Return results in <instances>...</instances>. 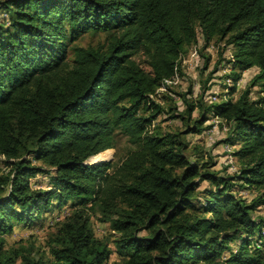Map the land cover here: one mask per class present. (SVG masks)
Returning a JSON list of instances; mask_svg holds the SVG:
<instances>
[{
    "label": "trees",
    "instance_id": "1",
    "mask_svg": "<svg viewBox=\"0 0 264 264\" xmlns=\"http://www.w3.org/2000/svg\"><path fill=\"white\" fill-rule=\"evenodd\" d=\"M0 14V264H46L5 236L67 202L72 211L49 239L56 264H106L111 250L91 224L96 207L119 234L115 264H264V218L254 215L264 206V96L249 99L253 86L264 92V0H0ZM198 28L203 46L233 47L231 91L241 71H258L235 101L205 102L208 87L192 100L181 93L184 112L170 118L185 128L162 132L153 122L175 109L156 90L183 75ZM88 31L108 33L106 44L71 46L68 61L69 42ZM210 117L229 123L219 143L238 145L233 175L186 155L185 135ZM116 130L133 147L115 162L87 163L109 154ZM37 174L51 186L32 187ZM234 178L257 195L236 196ZM204 181L212 189L198 202Z\"/></svg>",
    "mask_w": 264,
    "mask_h": 264
},
{
    "label": "rangeland",
    "instance_id": "2",
    "mask_svg": "<svg viewBox=\"0 0 264 264\" xmlns=\"http://www.w3.org/2000/svg\"><path fill=\"white\" fill-rule=\"evenodd\" d=\"M1 19V14H0ZM197 43L195 46L191 47L182 61V76H175L165 82V84L156 90V99L161 103L165 109L171 107L170 112H166L157 117L153 122V126L160 129L162 132H170L176 130H182L185 128V123L179 117L170 118V115L174 113H183L185 105L180 97L181 93H188L186 98L192 100L199 96L200 92L208 87L204 96L205 102L220 101V100H232L235 101L241 92L249 85L251 78L258 71L254 66L249 69L241 71L240 79L237 81L235 88L231 91L232 82L230 80L229 73L233 66L231 60V53L233 47L231 45H226L225 40L219 42H211L207 47L203 46V38L200 29H197ZM108 33L103 31H88L80 35L77 39L69 42L67 56L68 61L71 58L70 47L74 45L83 47H98L105 45L107 42ZM133 58L142 66L146 71L150 68L146 61V57L141 53H136ZM208 58V61L206 62ZM230 60V62H228ZM217 65V69L214 66ZM206 63V64H205ZM237 69V68H236ZM207 93L209 95H207ZM264 96V92L260 91L259 86H253L249 90V99L253 101L261 100ZM214 97V98H213ZM198 110L195 109L192 113V118L197 117ZM205 129L199 134H187L185 135L188 141V149L186 155L192 161H204L210 160L215 165L212 169L218 170L223 174L233 175L237 172L239 168V162L233 156V151L238 148V145L231 146L226 143H219L223 140L227 130L229 128V123L220 120V118L210 117L203 124ZM114 146L109 148L110 152L105 156L102 161L91 162L90 157L87 159V163L96 164L105 161H117L121 158L129 149L133 147L127 140V137L118 130L114 132ZM106 151V150H105ZM104 152V151H103ZM1 160L3 158L1 157ZM33 163L36 165L41 164V162L32 159ZM6 167L3 161H0V175L6 172ZM236 184L233 187V193L250 201L254 196L257 195L258 189L251 187H244L237 182V180H232ZM29 183L34 188H49L51 186L49 176L46 174H37L36 176L29 178ZM212 189V186L204 181L200 184L197 189L198 192V202H203V194L200 192L204 189ZM198 202L196 204H198ZM72 202H67L61 208H50V210L42 213V215L35 220L31 226L15 225L6 237L7 246L17 247L19 245H24L25 247H32V252L41 257L46 264H56L50 255L49 239L50 235L56 229V223L61 221L66 215L72 211ZM255 216L264 218V206L259 208L254 213ZM91 224L94 235L108 243V247L111 250L109 259L106 264L119 263L122 260V256L115 253V247L113 241L118 238L119 234L111 229L109 222L103 219L102 213L98 207L91 217ZM145 231H140L138 235H145ZM238 242L231 244L232 249H236ZM252 248V246H250ZM229 252L225 251L223 255H227Z\"/></svg>",
    "mask_w": 264,
    "mask_h": 264
},
{
    "label": "built area",
    "instance_id": "3",
    "mask_svg": "<svg viewBox=\"0 0 264 264\" xmlns=\"http://www.w3.org/2000/svg\"><path fill=\"white\" fill-rule=\"evenodd\" d=\"M214 98V97H213ZM210 101H211V99H209ZM213 102H215V101H213ZM216 118V117H215ZM218 118V117H217Z\"/></svg>",
    "mask_w": 264,
    "mask_h": 264
}]
</instances>
